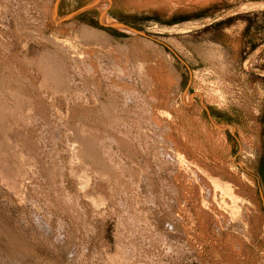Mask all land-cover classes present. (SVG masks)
Listing matches in <instances>:
<instances>
[{"label": "rangeland", "instance_id": "1", "mask_svg": "<svg viewBox=\"0 0 264 264\" xmlns=\"http://www.w3.org/2000/svg\"><path fill=\"white\" fill-rule=\"evenodd\" d=\"M0 264H264V0H0Z\"/></svg>", "mask_w": 264, "mask_h": 264}, {"label": "water", "instance_id": "2", "mask_svg": "<svg viewBox=\"0 0 264 264\" xmlns=\"http://www.w3.org/2000/svg\"><path fill=\"white\" fill-rule=\"evenodd\" d=\"M92 6H94V5H90V6H87V7H85L84 9H89V8H91ZM83 9V10H84ZM73 15H70V16H67V18H70V17H72ZM104 25H106V24H104ZM106 26H109V27H112V28H116V29H124V30H127V31H132V32H136V31H134L133 29H131V28H128V27H125V26H122V25H119V24H112V25H106ZM139 33V32H138Z\"/></svg>", "mask_w": 264, "mask_h": 264}, {"label": "bare ground", "instance_id": "3", "mask_svg": "<svg viewBox=\"0 0 264 264\" xmlns=\"http://www.w3.org/2000/svg\"><path fill=\"white\" fill-rule=\"evenodd\" d=\"M96 5H98V4H96ZM94 6H95V4H94ZM99 8H101V7L99 6ZM102 12H103V11H102ZM115 21H116V20H115ZM106 22L111 23L109 17H107ZM121 25H122V24H121ZM202 209H203V208H202Z\"/></svg>", "mask_w": 264, "mask_h": 264}]
</instances>
